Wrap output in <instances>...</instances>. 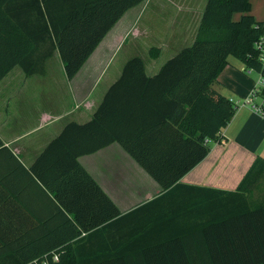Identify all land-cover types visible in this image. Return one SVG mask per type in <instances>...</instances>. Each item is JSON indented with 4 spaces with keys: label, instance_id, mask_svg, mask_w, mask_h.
Here are the masks:
<instances>
[{
    "label": "trees",
    "instance_id": "16d2710c",
    "mask_svg": "<svg viewBox=\"0 0 264 264\" xmlns=\"http://www.w3.org/2000/svg\"><path fill=\"white\" fill-rule=\"evenodd\" d=\"M142 1L0 0V81L16 66L26 75L43 74L55 51L72 79L121 15ZM205 4L192 44L153 77L145 75L142 57L130 58L91 120L66 124L50 143L49 150L74 147L67 148L72 165L53 178L43 176L38 163L32 167L64 218L31 224L27 237L0 239V264H28L44 254L49 264H264V195L259 201L250 197L264 191L263 158L255 160L235 191L179 181L206 157L210 141L223 140L221 130L237 109L210 88L228 57L264 74L255 49L264 22L254 19L249 0ZM234 14H240L237 20ZM149 53L156 57L159 49ZM127 83L139 86L138 104L126 101ZM141 113L152 120L139 122ZM112 142L165 193L188 188L198 195L187 207L177 203L121 213L77 160ZM52 252L58 254L55 262Z\"/></svg>",
    "mask_w": 264,
    "mask_h": 264
},
{
    "label": "crops",
    "instance_id": "0c3cea01",
    "mask_svg": "<svg viewBox=\"0 0 264 264\" xmlns=\"http://www.w3.org/2000/svg\"><path fill=\"white\" fill-rule=\"evenodd\" d=\"M249 2L254 19L264 22V0ZM205 3L206 0H144L129 8L72 79L65 75L57 51L46 59L43 74L26 75L18 66L5 74L0 81V239L27 237L31 224L64 218L53 194L35 177L33 165L38 163L47 178L71 166L72 151L67 148L74 147L58 145L49 150L50 143L66 124L91 120L130 58L142 57L145 75L153 77L173 55L192 44ZM239 16L234 14L233 18L237 20ZM155 40L157 45L148 47L145 57L128 56L100 86L113 55L125 43L132 48L129 52H136L141 42ZM156 47L159 53L150 56L149 50ZM164 49L171 57L162 64L150 63ZM231 57L210 88L238 101L251 93L258 74L244 70L243 63ZM55 67L54 72L51 69ZM138 87L126 84V101L138 104ZM142 114L139 122L152 120ZM220 137L221 142H209L206 157L186 172L180 183L192 188L235 191L255 160H264V115L255 113L249 105L237 106ZM77 160L123 214L136 208H173L177 203L187 207L189 199L198 195V190L188 188L165 193L118 142L79 155Z\"/></svg>",
    "mask_w": 264,
    "mask_h": 264
},
{
    "label": "built area",
    "instance_id": "2783aa9c",
    "mask_svg": "<svg viewBox=\"0 0 264 264\" xmlns=\"http://www.w3.org/2000/svg\"><path fill=\"white\" fill-rule=\"evenodd\" d=\"M255 49L260 53L259 59L264 64V35L255 42ZM248 72H256L258 78L253 84L252 91L249 95L242 98V100L234 101L229 98L236 106L249 105L253 111L257 114L264 115V74L259 70H254L252 68H244ZM50 259L55 262L58 260V254L55 252L51 253ZM48 254H44L39 259L32 260L28 264H49Z\"/></svg>",
    "mask_w": 264,
    "mask_h": 264
},
{
    "label": "rangeland",
    "instance_id": "374dc122",
    "mask_svg": "<svg viewBox=\"0 0 264 264\" xmlns=\"http://www.w3.org/2000/svg\"><path fill=\"white\" fill-rule=\"evenodd\" d=\"M149 41L146 42H141L138 46V48L136 49V52H129L130 50H132V48L129 45V42L125 43L112 57V60L109 63V67L107 69L106 72V77L103 78L100 86L104 83L107 82L108 78L110 76L113 75L114 71L118 70L122 64V60L124 61V59H126L128 56H133V55H140L145 57L146 56V49L150 46H156L157 45V41H151L150 43H148ZM171 56L168 55V52L165 51V49L160 53L159 57L156 58V60L151 61L150 63H157V64H162L164 63L166 60H168ZM56 58V57H55ZM233 58V57H231ZM234 60H236L234 58ZM238 61V60H236ZM147 64H149V61L146 62ZM58 67L52 68L51 70H53L54 72L57 71ZM264 195V191H257L255 190L252 195H250V197L254 200V201H259L261 200V198Z\"/></svg>",
    "mask_w": 264,
    "mask_h": 264
}]
</instances>
